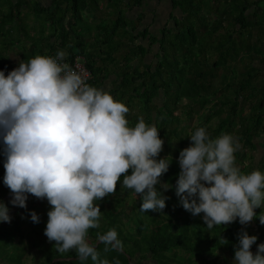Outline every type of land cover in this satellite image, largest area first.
I'll return each instance as SVG.
<instances>
[{"label": "trees", "instance_id": "trees-1", "mask_svg": "<svg viewBox=\"0 0 264 264\" xmlns=\"http://www.w3.org/2000/svg\"><path fill=\"white\" fill-rule=\"evenodd\" d=\"M145 1L0 0V71L6 76L11 71L10 50L19 62L38 53L56 57L63 50L68 61L77 57L84 61L90 74L88 85L129 108L126 118L130 126L143 117L159 130L164 145L156 159H171L168 172L160 178L171 188L163 191L160 184L156 186L169 197L166 208L162 213L142 212L141 198L123 187L122 175L116 192L96 201L102 214L99 226L89 230L90 245L115 230L117 247L135 264H196L197 260L202 264L232 260L230 264H236L234 252L241 229L258 237L251 248L254 255L257 245L264 244V225L258 219L264 207L255 209L257 217L246 227L237 219L208 229L204 214L193 217L176 196L177 158L191 145L184 134L186 126L181 124L195 118L197 125L191 134L200 127L212 139L231 134L239 144L234 155L241 172L261 171L249 170L241 163L252 162L255 140L264 136V0H170L180 16L171 13L172 23L157 35L145 26L139 29L143 14L134 20L126 15ZM106 7L111 8L108 15L103 11ZM147 55H153L155 61L146 63ZM230 62L240 63L242 68L236 70ZM107 81L109 89H105ZM214 119L216 125H209ZM3 149L0 135V167L6 162ZM127 174L131 175V170ZM36 200L30 195L26 215H19L18 208L10 214L11 223L0 222V262L21 264L27 246L40 254L37 264H50L57 256L55 242H48L44 235L51 205L46 199L41 206L32 205ZM33 211L40 218L38 224L31 221ZM221 237L228 241L226 245L219 242ZM2 243L10 244L5 249ZM96 250L99 260L130 264L112 244L102 241ZM68 257L78 256L72 250ZM55 264L99 261L89 257Z\"/></svg>", "mask_w": 264, "mask_h": 264}, {"label": "clouds", "instance_id": "clouds-1", "mask_svg": "<svg viewBox=\"0 0 264 264\" xmlns=\"http://www.w3.org/2000/svg\"><path fill=\"white\" fill-rule=\"evenodd\" d=\"M66 53L56 57L36 55L20 61L7 76L0 71V135L3 138L4 185L10 203L26 209L29 194L51 205L44 231L58 253L75 250L79 260H99L88 243L90 229L99 226L101 211L96 201L123 187L141 198L144 213L163 212V195L171 185L161 184L170 157L156 158L164 141L155 125L143 117L130 126L129 108L102 89L90 86L67 63ZM191 145L179 153L180 173L176 196L193 217L203 213L208 229L239 220L248 226L255 209L264 207V174H243L236 166L239 144L231 134L212 139L204 127L189 136ZM131 170V175L127 173ZM160 184L163 191H158ZM9 208L0 201V222L11 223ZM31 221L39 223L33 211ZM259 222L264 225V214ZM105 244L117 241L110 230L101 237ZM258 237L244 229L238 233L236 264H264V244L251 248ZM222 245L228 243L221 237Z\"/></svg>", "mask_w": 264, "mask_h": 264}, {"label": "rangeland", "instance_id": "rangeland-1", "mask_svg": "<svg viewBox=\"0 0 264 264\" xmlns=\"http://www.w3.org/2000/svg\"><path fill=\"white\" fill-rule=\"evenodd\" d=\"M41 3L45 4V2H41ZM46 4H48V2ZM103 11L108 15V12L111 11V8L106 7L103 9ZM139 13L144 15L143 19H140V21H139L140 22L138 25L139 29H142L145 26L148 29V31H150L154 35H157L159 32V29H161L162 27L170 26V24L172 23L171 18H170L171 13H173L174 15L180 16V12L178 10L172 9V5H171L170 0H146L145 2H143L142 6H140V8H134L132 11L126 12V15L129 19L134 20ZM101 16H103L105 18L104 15L101 14ZM98 18H99V15H98ZM137 22L138 21H136V23ZM28 23H30V21H28ZM47 35H50L49 31L47 32ZM15 49L17 52L19 51L17 47ZM8 54H9V60L13 64V66L11 68V71H12L13 69H15L19 66L18 65L19 61H18V57L15 55L14 51L10 50L8 52ZM38 54H40V53H38ZM154 61H155V59L153 58V55H147L146 56V59H145L146 63L154 62ZM230 64L236 70H239L242 68V65L240 63L230 62ZM262 67L263 66H261V68ZM105 89H109V81L106 82ZM184 103H186V101H184ZM216 107L217 106L212 105L211 108L216 109ZM248 108L249 107L247 105L245 107V112L248 111ZM216 122H217V119L211 120L209 125L215 126ZM181 125L184 127L186 126L184 129V134L188 135V137H189L192 133V128L197 125V120L194 118L188 122H183V124H181ZM188 140L190 142V139H188ZM235 141L237 142L236 138H235ZM251 155H252L253 159L255 158L252 161V163L255 164L256 162H254V161H256V157H257L258 153L256 152V150H254L251 153ZM254 166H257V165L256 164L253 165L250 169H253ZM4 175H5V169L3 166H1L0 167V201L5 203V205L9 208V210H10L9 215L15 214V212L18 210L19 207H14L10 203V200L12 197H11L10 190L3 183ZM161 184H164V183H161ZM29 202H30V195L28 196L26 204H28ZM42 203H45L44 199L43 200L37 199L36 201H34L32 203V205H40L41 206ZM24 211H25V209L21 208L20 211L18 212V214L19 215H21V214L26 215V211L25 212ZM9 244L10 243H2V245L4 246L5 249L8 248ZM26 244H28V242ZM56 254H57V256L55 258H67L69 256V252L62 253V254L56 252ZM219 255L224 256L228 260V257L226 254L219 252ZM39 258H40V254L37 252V249L32 247V246H27L26 250H25L24 257L22 258L21 264H37L39 261ZM231 262H232V260H230V261L228 260V262L224 263V264H230ZM0 264H5V263H4V261H1ZM196 264H202V262L197 260Z\"/></svg>", "mask_w": 264, "mask_h": 264}, {"label": "crops", "instance_id": "crops-1", "mask_svg": "<svg viewBox=\"0 0 264 264\" xmlns=\"http://www.w3.org/2000/svg\"><path fill=\"white\" fill-rule=\"evenodd\" d=\"M255 144H256V152L258 153L257 157H256V162L255 164L257 166H254L253 169H261V173L264 174V136L263 135H260L256 140H255ZM252 156V155H251ZM255 159V158H254ZM253 157H252V161L254 160ZM244 167L250 169L251 167L250 166H253L255 164H253L252 162H249V160H246L244 163H241ZM252 164V165H250ZM240 164H236L237 167H240L239 166ZM258 209H261V208H258ZM259 244H263L262 242H260ZM258 244V245H259ZM257 245V246H258Z\"/></svg>", "mask_w": 264, "mask_h": 264}, {"label": "built area", "instance_id": "built-area-1", "mask_svg": "<svg viewBox=\"0 0 264 264\" xmlns=\"http://www.w3.org/2000/svg\"><path fill=\"white\" fill-rule=\"evenodd\" d=\"M62 63L69 64L74 71H76L78 74H80L85 79V82L87 83V81L90 78V74L84 64V61L80 57H77L73 59L72 61H68L67 58L65 57ZM178 160H179V157L177 158V161ZM178 167H179V170L181 171L179 163H178Z\"/></svg>", "mask_w": 264, "mask_h": 264}, {"label": "water", "instance_id": "water-1", "mask_svg": "<svg viewBox=\"0 0 264 264\" xmlns=\"http://www.w3.org/2000/svg\"><path fill=\"white\" fill-rule=\"evenodd\" d=\"M101 242H102V239H101V237H100V238L95 242V244H94L93 246H94L95 248H97V247L99 246V244H101ZM112 246H113V248H114L115 250H117V251H119L120 253L124 254V255L126 256L128 262H129L130 264H135L134 262H132V260H131V258H130L129 255H127L122 249H119V248L117 247V245H116L115 242H113ZM75 260H79V258H78V257L55 258V259H53V260L51 261L50 264H55V263H57V262H71V261H75Z\"/></svg>", "mask_w": 264, "mask_h": 264}]
</instances>
